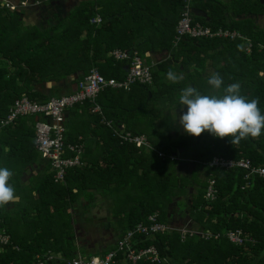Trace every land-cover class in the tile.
I'll use <instances>...</instances> for the list:
<instances>
[{
	"label": "trees",
	"instance_id": "obj_1",
	"mask_svg": "<svg viewBox=\"0 0 264 264\" xmlns=\"http://www.w3.org/2000/svg\"><path fill=\"white\" fill-rule=\"evenodd\" d=\"M183 5L184 0H84L63 16L53 15L54 20L45 28H26L18 10L0 6V119L23 95L37 102L61 95L59 86L47 93L36 84L58 82L79 73L77 84L92 68L105 78L121 80L128 62L115 60L110 55L114 48L135 50L148 63L147 52H168L167 58L151 65L150 84L135 82L128 89L106 86L94 102L85 100L69 108L65 141L81 143L82 164L69 168L60 183L53 181L52 174H45L36 185L33 200H25L30 197L25 194L0 208V231L10 236L0 245V264H34L37 254L51 251L63 259L74 257L71 209L80 195L89 197L95 192L115 200V209L123 212L119 214L121 237L138 223L149 224L148 216L154 213L157 222L166 225L168 205L178 196L189 195V186L195 190L190 194L189 216L202 232L210 234L209 238L198 234V228L184 238L179 230L168 228L136 234L135 246H154L161 260L135 264H264V177H246L247 170L242 167L203 165L213 156H222L245 158L253 167H264V133L233 145L230 137L221 139L207 131L199 137L185 132L175 142L160 138L161 128L158 135L153 131L162 126L167 106L179 103L181 89L188 86L219 96L224 87L239 83L241 94L258 98L264 113V30L249 17L225 19L220 2L211 0L202 6L195 0L192 8L202 6L209 18L191 12L192 23L234 29L243 37L184 36L174 41ZM240 5L239 14L264 12L260 0H240ZM96 15L100 21L91 22ZM207 60L213 73L223 78L221 89L207 83L213 73L203 76L200 71L206 68ZM169 71L182 75L183 80L172 83L167 78ZM94 103L99 106L95 112ZM34 122V115H19L6 125L0 124V167L14 174L36 162L40 155L34 148ZM121 125L125 131L144 135L148 146L122 140L115 132ZM180 147L182 152H178ZM172 154L174 159H170ZM179 164L204 168L205 178L199 179L196 173L192 178L178 176L175 166ZM210 175L214 179L213 199L204 198ZM23 202L29 207L22 206ZM236 229L244 234L241 244L226 236L228 230ZM24 233L30 235L28 239L22 238ZM114 249L116 245L100 255ZM46 264L64 262L50 260ZM115 264L132 263L118 251Z\"/></svg>",
	"mask_w": 264,
	"mask_h": 264
},
{
	"label": "built area",
	"instance_id": "obj_2",
	"mask_svg": "<svg viewBox=\"0 0 264 264\" xmlns=\"http://www.w3.org/2000/svg\"><path fill=\"white\" fill-rule=\"evenodd\" d=\"M194 1L195 0H184L181 16L176 24L174 41H178L184 36L221 37L229 39L243 37L242 34L236 30L223 28L212 29L208 26H203L200 22L192 23L191 12L192 3ZM23 4L24 2H21V5ZM0 6L9 10H18L17 6L10 3L8 0H0ZM99 21L100 18L98 15L91 18V22ZM249 50L250 43H248L246 47V51L249 52ZM110 55L115 60L128 62L125 75L121 80L105 78L97 68H92L77 82L74 91L61 94L60 96H52L46 102H37L23 95L14 100L9 108L8 114L0 119V124L6 125L19 115L35 116V122L33 124L34 147L40 156L48 161L54 182H63L64 176L69 168L82 164L81 155L83 147L81 143H67L65 141L66 127L64 125V120L66 110L77 103H83L85 100L94 102L97 93L106 86L128 89L129 86L135 82L150 84L152 81V64H148L137 51L114 48L110 52ZM98 109L99 106L94 103L92 111L95 112ZM108 124L110 123L108 122ZM115 132L122 140L134 143L138 147L148 146V141L144 135L125 131L122 125L118 129H115ZM159 155L163 156L162 153H159ZM175 157L176 155L174 154L170 155V159H174ZM203 165L220 167L223 169L242 167L247 170L246 177L250 174L264 177V167H253L249 160L245 158L234 160L222 156H213L206 163H203ZM207 182L204 198L213 199L215 187L214 179L211 178V175L208 177ZM148 220L150 221L149 224L138 223L134 228L127 229L125 234L118 238L116 249L108 250L103 255L86 257L84 254H76L70 259H63L60 255L47 252L43 255L37 254L34 264H46V262L50 260L53 262L61 260L64 264H115L118 251H122L124 258L132 264L140 260L158 262L161 259L154 246L141 248L135 246L136 240L134 237L136 234L148 235L167 228L165 224L157 222L155 213L149 215ZM179 231L182 238H184L186 233L191 234L194 232L190 228ZM196 232L204 238H209L210 236V234L205 231L196 230ZM242 234L240 229L228 230L226 232L227 238L235 244H241L243 242L244 234ZM217 236L218 234L216 237ZM9 240L10 236L4 231H0V245L7 243Z\"/></svg>",
	"mask_w": 264,
	"mask_h": 264
},
{
	"label": "crops",
	"instance_id": "obj_3",
	"mask_svg": "<svg viewBox=\"0 0 264 264\" xmlns=\"http://www.w3.org/2000/svg\"><path fill=\"white\" fill-rule=\"evenodd\" d=\"M8 1L17 6L18 12L21 13L22 25L24 27L28 28V27H32V26H37L39 28L40 27L45 28L42 26V23L40 21L41 20V14L43 12H46V10H50L51 9L50 7H52L54 5V2L57 4L56 5L57 6L56 11L57 10H59V12L61 11V13L57 14V15L63 16L64 14L68 13L73 7H75L79 2L84 1V0H8ZM208 1H211V0H199V2L202 4V6H204V4H206ZM214 1L220 2L222 4L223 11H224L223 14H224L225 19H229V18L241 19L242 17H249L252 20H254V23L259 28H261L259 26V22H261V21L264 22V12L260 13V14H244V13L239 14L242 12L240 0H214ZM21 2H24V4L21 5ZM202 6H201V8H194L193 7L192 13H194L197 16L208 19L209 16L207 15L206 11H204L202 9ZM248 7H250V6H248ZM62 13H64V14L61 15ZM236 13H238V15ZM53 15H55V13H53ZM53 20H54L53 17L49 18V22H51ZM48 26H46V27H48ZM219 28H222V27H219ZM223 29H227V28H223ZM261 29H263V28H261ZM232 30H234V29H232ZM146 56L149 57V63H148L146 58L144 60L148 64H156V63L160 62L161 60H164L165 58H167L168 52L166 50L151 51V52H147ZM207 61H208V63L206 64L207 65L206 68H204L202 70L199 69L203 76H208L214 72V68L210 64V60H207ZM78 76H79V73H74L72 75H69L67 78L62 79L58 82L48 81V82H45L43 84H36L35 87L39 90L43 89V90H45V92L49 93L51 91L52 87L59 86L60 87V94H65L68 92H72L76 89V82L75 81L77 80ZM46 83H50V84L46 85ZM184 108L187 109L186 106H184ZM68 116H69V109H67L65 112V120H64L65 126H66V121H67ZM175 169H176V173L178 176L185 175L188 178H192L193 173H196L197 177L199 179L205 178L204 168H202V167L198 168L194 164H179L178 166H175ZM45 174L46 175L51 174V170H50V166H49L48 161L46 159L42 158L41 156H39L37 158L36 162H34L33 164L26 165L24 167V169L22 171H20L19 173L17 171L14 172V174L10 180V183L14 186L16 196L18 197L17 201L21 200L20 198H22L25 194L30 195L29 198H27L28 197V195H27L25 197V200H33V198H34L33 196H36V190H35L36 185L39 183L40 180L43 179V176ZM35 178H38V179L36 181H33ZM188 190H189V195L185 194V195L178 196L176 198V200H173L168 205L167 217H166V226L170 230L171 229H175V230L180 229L177 227L180 224H182V225L186 224V226H189V228L192 227L193 229L194 228H196V229L200 228V226L198 224H196L195 221L189 216V213L188 212L184 213V210L182 209L186 205L189 207V205L191 204V201H192L190 198V194L195 190L192 186H189ZM51 197L52 196H49V198H51ZM94 198H96V199L98 198L100 200L101 204L103 203L104 206L105 205L108 206L105 209L106 210L105 213L101 214V215H106L107 217L108 216L111 217V215L113 214L114 217H116V214L118 212L114 207L115 203H116L115 200H112L110 197H107V196L102 197L101 195H99L95 192H94ZM184 198H187V200H184ZM92 199H93L92 196L85 197L83 195H80L75 200H92ZM41 200H42V198H41ZM180 202H183L182 203L183 206H182V204H180ZM138 203H139L138 201H134L135 205ZM101 204H99L98 206H100ZM78 205H79V201L74 202L75 207H77ZM112 207H113V211H112ZM117 217H119L118 214H117ZM106 220H107L106 218L99 219L101 231L97 232L98 233L97 237L101 238V239L99 240V242H96L97 240L96 241L94 240L93 244L95 243V245H94L95 248H93V246L91 247L93 249L92 251H94V253L97 251V253H99V255L102 252V250H105L107 237L109 235H111L112 232L114 231L113 227H109V226L105 227L104 226V224H107ZM187 222H188V225H187ZM72 226L76 228L79 226V224H75L72 222ZM192 228H190V229H192ZM120 231L122 232V229ZM120 235H121V233L119 234V236ZM29 236L30 235H28L27 233L22 234V238H24V239H28ZM89 248H90V246H88V249ZM82 250H83L82 248L76 249V253L77 254H84L85 252H87L86 250H83V251ZM52 253H54V252H52ZM57 255H59V254H57Z\"/></svg>",
	"mask_w": 264,
	"mask_h": 264
},
{
	"label": "clouds",
	"instance_id": "obj_4",
	"mask_svg": "<svg viewBox=\"0 0 264 264\" xmlns=\"http://www.w3.org/2000/svg\"><path fill=\"white\" fill-rule=\"evenodd\" d=\"M172 83L183 80L182 75L167 73ZM213 89H221L224 81L219 73H213L207 80ZM241 85L232 83L223 88V95L202 94L197 88L181 89L179 105L187 111L179 115L178 123L187 134L199 137L208 132L214 137H230L233 145L241 140L259 138L264 133V113L258 98L248 99L241 94ZM175 118V117H174ZM12 171L0 167V208L17 201L14 186L10 183Z\"/></svg>",
	"mask_w": 264,
	"mask_h": 264
},
{
	"label": "rangeland",
	"instance_id": "obj_5",
	"mask_svg": "<svg viewBox=\"0 0 264 264\" xmlns=\"http://www.w3.org/2000/svg\"><path fill=\"white\" fill-rule=\"evenodd\" d=\"M56 5L57 4L54 2V5L50 7L51 8L50 10H46V12H43L41 14L40 21L43 27H46L49 25V18L52 17L53 13H55L56 15L61 13V11L59 12V10L56 11V7H57ZM63 14L64 13H62L61 15ZM259 26L264 29V22L263 21L259 22ZM164 111H165V113H163L164 114L163 116L164 125L162 124V126L160 127V125L158 124L159 126L153 129V131L158 135L160 133V130L162 129V132H161L162 134L160 138L161 137L165 138V140H167L168 142L169 141L175 142L180 134L185 133L182 126H180L178 123V118H179V115H182L184 112L187 111V109L184 107L181 108L179 103L174 102L173 104L171 103L169 106H167L166 110ZM149 134L152 135L151 131ZM37 179L38 178H35L33 181H36ZM92 197H93L92 200H78L79 205L77 207L74 206L71 209L73 223L79 224L78 227L76 228L73 227L74 229L73 230L74 232L73 243L75 246L74 249L82 248L83 250H86L87 252L84 253L85 254L84 256L86 257H91L97 254V251L94 253L91 247L93 246V248H95L94 247L95 243L93 244L94 240L95 241L97 240L96 242H99V240L101 239L97 237L98 236L97 232L101 231L99 219L106 218L107 224H104V226L105 227L109 226V227L114 228V231L112 232V234L109 235L106 239L105 249L106 248L108 249L112 245H116V242L118 238L120 237L119 236V234L121 233L120 230L123 229V223L121 222L120 218L117 217V214L122 215L123 212L121 211V213H117L116 217H114L113 214L111 215V217L110 216L107 217L106 215H101L105 213L106 211L105 209L108 206L107 205L104 206L103 203L101 204L98 198L97 199L94 198V194L92 195ZM184 200H187V198H184ZM22 204H23L22 206L26 204L27 207H29V204L27 202L26 203L23 202ZM99 204L101 205L98 206ZM17 208L21 209L22 207L19 206ZM182 209L184 210V213H187V212L189 213V207L187 205L183 207ZM112 211H113V207H112ZM187 225H188V222H187ZM24 226L25 224L23 223V227H20V230L23 231ZM177 227L180 228L178 230H185L189 228V226H186V224H183V225L180 224ZM192 230L194 229L192 228ZM200 230L201 228H199L197 231H200ZM88 246H90L89 249H88Z\"/></svg>",
	"mask_w": 264,
	"mask_h": 264
},
{
	"label": "water",
	"instance_id": "obj_6",
	"mask_svg": "<svg viewBox=\"0 0 264 264\" xmlns=\"http://www.w3.org/2000/svg\"><path fill=\"white\" fill-rule=\"evenodd\" d=\"M261 1V3H264V0H260ZM47 84H50V83H46V85ZM183 151V147H180V149H179V151L178 152H182Z\"/></svg>",
	"mask_w": 264,
	"mask_h": 264
}]
</instances>
